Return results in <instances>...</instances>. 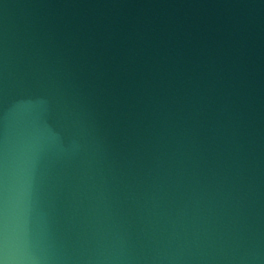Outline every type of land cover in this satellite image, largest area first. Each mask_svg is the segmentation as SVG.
<instances>
[{
  "label": "water",
  "instance_id": "obj_1",
  "mask_svg": "<svg viewBox=\"0 0 264 264\" xmlns=\"http://www.w3.org/2000/svg\"><path fill=\"white\" fill-rule=\"evenodd\" d=\"M0 264H264L252 0H0Z\"/></svg>",
  "mask_w": 264,
  "mask_h": 264
}]
</instances>
